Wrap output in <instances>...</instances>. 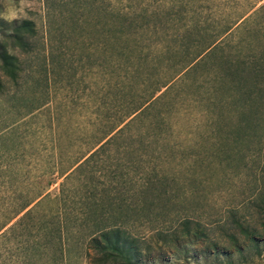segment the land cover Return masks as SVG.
I'll list each match as a JSON object with an SVG mask.
<instances>
[{
    "label": "rangeland",
    "instance_id": "1",
    "mask_svg": "<svg viewBox=\"0 0 264 264\" xmlns=\"http://www.w3.org/2000/svg\"><path fill=\"white\" fill-rule=\"evenodd\" d=\"M263 6L264 0H0V47L16 54L20 66L18 82H13L0 61V264H95L89 256L92 229L80 212V196L86 192L102 197L109 223L130 220L132 232L152 245L141 264H247L239 253L199 257L186 250V243L180 248L158 245L155 229L176 208L170 202L161 209L155 183L147 196L139 193L144 178L156 177V159L141 156L145 143L138 136L110 145V154L95 164L97 174L80 175L78 167L139 113L98 141L120 110V97L113 92L121 77L111 74L100 48L114 13H122L126 26L141 29L148 50V44H177L178 29L182 33L187 25L222 31L221 42L238 40L245 21L254 19L255 27L257 15L264 19ZM23 19L36 27L27 52L11 41L13 21ZM250 40L259 48L247 54L260 59L259 39ZM261 40L264 44V35ZM195 152L191 149L186 158L189 165ZM203 156L211 161L209 153ZM249 156L246 168L241 169L239 155L220 172L211 174L206 167L197 183L191 179L199 174L188 165L187 183L169 182L171 197L187 191L185 207H199L208 219L221 216L253 186ZM251 264H264V253Z\"/></svg>",
    "mask_w": 264,
    "mask_h": 264
},
{
    "label": "trees",
    "instance_id": "2",
    "mask_svg": "<svg viewBox=\"0 0 264 264\" xmlns=\"http://www.w3.org/2000/svg\"><path fill=\"white\" fill-rule=\"evenodd\" d=\"M124 19L120 12L113 14L112 25L105 30V41L100 47L106 53L111 74L121 77V86L113 92L114 98L120 97V110L115 111L116 119L112 117V123L98 141L139 113L89 156L81 155L79 160L85 159L78 167V172L82 171L79 174H97L95 164L110 154V145L136 135L145 143L141 156L156 159L152 167L156 177L144 178L139 193L147 196L150 183H155L160 186L157 198L161 209L170 202L176 208L174 216L167 215L155 229L158 245L180 248L186 243L189 248L186 250L199 257L214 253L231 257L239 253L247 264L255 262L264 253V44L261 40L264 19L257 15L255 20L259 23L255 27L254 19H248L239 28V39L228 42L219 41L222 31L215 33L209 27L187 25L182 33L178 29L180 43L176 39L175 45L148 44V50L143 46L141 29L131 24L126 26ZM12 25L13 45L30 51L35 22L23 19L13 21ZM252 36L259 39L260 59L247 54L259 48L252 44ZM96 47L100 50L99 45ZM0 61L11 80L18 82V56L0 47ZM2 85L0 77V91ZM135 125L138 128L133 132ZM190 132H194V146L190 145ZM242 145L247 146L246 150ZM194 148L196 152L189 165L186 158ZM205 153H209L211 161L207 162ZM238 155L244 160L241 169L248 166L247 156L253 162V186L248 193L244 190L242 200L230 205L221 216L208 219L199 207H185L190 201L187 191L182 192L183 198L171 197L169 182L173 179L177 184L187 183L188 165L189 170L193 167L199 174L191 179L197 183L203 181L206 167L211 174L220 172L231 159L237 160ZM80 198V212L92 229L91 260L95 264H141L153 247L147 239L132 232L131 221L109 223L104 217V201L95 192L90 195L86 192ZM223 239L230 242L229 247L221 246Z\"/></svg>",
    "mask_w": 264,
    "mask_h": 264
}]
</instances>
